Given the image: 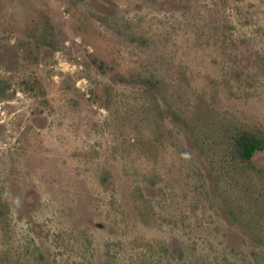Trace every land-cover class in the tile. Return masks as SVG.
Here are the masks:
<instances>
[{"label":"rangeland","instance_id":"rangeland-1","mask_svg":"<svg viewBox=\"0 0 264 264\" xmlns=\"http://www.w3.org/2000/svg\"><path fill=\"white\" fill-rule=\"evenodd\" d=\"M264 0H0V264H264Z\"/></svg>","mask_w":264,"mask_h":264},{"label":"trees","instance_id":"trees-1","mask_svg":"<svg viewBox=\"0 0 264 264\" xmlns=\"http://www.w3.org/2000/svg\"><path fill=\"white\" fill-rule=\"evenodd\" d=\"M239 147L241 155L244 159L249 160L253 157L257 150L263 149L264 145L259 138L245 134L241 137V139H239Z\"/></svg>","mask_w":264,"mask_h":264}]
</instances>
